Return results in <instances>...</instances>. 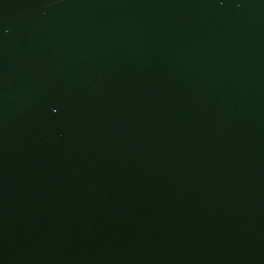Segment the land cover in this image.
Listing matches in <instances>:
<instances>
[{
  "label": "water",
  "instance_id": "obj_1",
  "mask_svg": "<svg viewBox=\"0 0 264 264\" xmlns=\"http://www.w3.org/2000/svg\"><path fill=\"white\" fill-rule=\"evenodd\" d=\"M0 264H264V0H0Z\"/></svg>",
  "mask_w": 264,
  "mask_h": 264
},
{
  "label": "snow or ice",
  "instance_id": "obj_2",
  "mask_svg": "<svg viewBox=\"0 0 264 264\" xmlns=\"http://www.w3.org/2000/svg\"><path fill=\"white\" fill-rule=\"evenodd\" d=\"M55 111V109H53Z\"/></svg>",
  "mask_w": 264,
  "mask_h": 264
}]
</instances>
